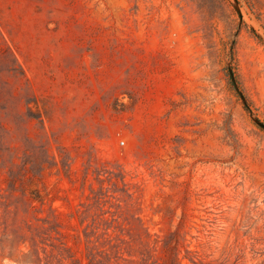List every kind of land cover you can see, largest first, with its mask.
Returning a JSON list of instances; mask_svg holds the SVG:
<instances>
[{
    "label": "rangeland",
    "instance_id": "rangeland-1",
    "mask_svg": "<svg viewBox=\"0 0 264 264\" xmlns=\"http://www.w3.org/2000/svg\"><path fill=\"white\" fill-rule=\"evenodd\" d=\"M0 264H264V0H0Z\"/></svg>",
    "mask_w": 264,
    "mask_h": 264
}]
</instances>
